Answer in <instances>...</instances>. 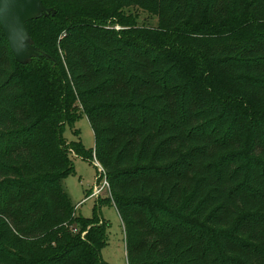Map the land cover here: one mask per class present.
Segmentation results:
<instances>
[{
	"label": "trees",
	"instance_id": "1",
	"mask_svg": "<svg viewBox=\"0 0 264 264\" xmlns=\"http://www.w3.org/2000/svg\"><path fill=\"white\" fill-rule=\"evenodd\" d=\"M41 1L55 12L26 28L44 55L17 62L0 25V264H108L107 222L76 215L62 186L72 155L93 153L127 264H264V23L233 11L212 56L123 9L182 25L183 0H94L119 5L121 30L103 4ZM78 107L93 150L62 136Z\"/></svg>",
	"mask_w": 264,
	"mask_h": 264
},
{
	"label": "rangeland",
	"instance_id": "2",
	"mask_svg": "<svg viewBox=\"0 0 264 264\" xmlns=\"http://www.w3.org/2000/svg\"><path fill=\"white\" fill-rule=\"evenodd\" d=\"M67 2L70 4L74 2L78 7L103 4L105 9H100L99 11L106 12L105 19L114 22V24L107 25L115 30L128 29L129 26H132L133 21L121 12L116 2L110 5L108 3H96L94 0H87L85 4L81 0H67ZM123 9H125L126 14L137 15L138 25H147V27H151L149 30L153 32H159V34L166 32L171 34L172 30L177 32V39L158 34L161 39L160 44L170 45L181 41L185 42L194 51L204 53L202 52L204 49L208 51V55L211 54L212 56L216 55L214 50L217 49L218 45L231 41L226 38L227 36L231 38L234 35L230 31L220 34V31L224 29L223 26L218 31H215L214 34L209 32V30L221 21L222 23L226 22L233 15V11L237 10L239 13H244L246 17L245 24L264 23V0L254 3H248L246 0H183L182 11H184L186 16L182 25L169 24L162 16H152L144 9L126 7ZM117 17L123 23L125 19L129 20V23H126V26H122L124 24L117 22ZM233 31L237 33L236 29ZM168 48L163 47L162 50L165 51ZM256 95L261 97L260 89L256 91ZM76 115L79 117L73 123L65 125L62 136L66 142L79 140L87 150H93L95 139L92 127L79 107ZM246 121H250L247 115ZM72 162L73 173L63 179L62 186L71 204L75 206V214L89 218L93 216L103 218L107 222L108 227L106 229V244L101 249L102 259L108 264H127L125 234L120 216L113 202L105 200L106 197H110L109 188L104 189L100 193L98 196L99 203H97V197L90 195L94 185L100 186L103 182L102 175L98 176L97 167L99 165L94 153L92 162L78 155H72ZM235 218L234 215L231 216L232 220L230 221Z\"/></svg>",
	"mask_w": 264,
	"mask_h": 264
},
{
	"label": "water",
	"instance_id": "3",
	"mask_svg": "<svg viewBox=\"0 0 264 264\" xmlns=\"http://www.w3.org/2000/svg\"><path fill=\"white\" fill-rule=\"evenodd\" d=\"M51 11L55 12L45 7L41 0H0V25L17 62L26 64L33 57L44 55L34 45L26 22Z\"/></svg>",
	"mask_w": 264,
	"mask_h": 264
},
{
	"label": "built area",
	"instance_id": "4",
	"mask_svg": "<svg viewBox=\"0 0 264 264\" xmlns=\"http://www.w3.org/2000/svg\"><path fill=\"white\" fill-rule=\"evenodd\" d=\"M97 161V160H96ZM97 164L99 165L97 168H98V176H101L103 177V182L102 184H100V186H97V184L94 185V187L92 188L91 190V193L90 195L91 196H95L98 198V196L100 195V193L104 190V189H108L109 188V183L106 179V176H105V170L104 168L101 166V164L97 161ZM100 177V178H101ZM98 178V177H97Z\"/></svg>",
	"mask_w": 264,
	"mask_h": 264
}]
</instances>
